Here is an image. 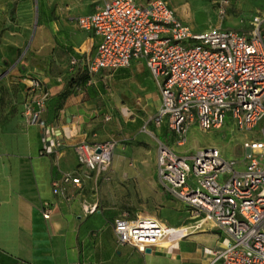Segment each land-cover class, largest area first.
Here are the masks:
<instances>
[{"label": "crops", "instance_id": "1", "mask_svg": "<svg viewBox=\"0 0 264 264\" xmlns=\"http://www.w3.org/2000/svg\"><path fill=\"white\" fill-rule=\"evenodd\" d=\"M106 1L0 0V264H212L229 244L212 223L148 252L117 243L116 218L152 217L155 206L166 226L193 221L157 175L158 134L166 126L152 122L161 96L145 63L86 73L98 39L77 19ZM29 78L48 99L37 120L39 93ZM172 140L165 145L187 156ZM82 142H114L106 178L79 170L75 147ZM65 174L81 186L54 195L52 182Z\"/></svg>", "mask_w": 264, "mask_h": 264}, {"label": "built area", "instance_id": "2", "mask_svg": "<svg viewBox=\"0 0 264 264\" xmlns=\"http://www.w3.org/2000/svg\"><path fill=\"white\" fill-rule=\"evenodd\" d=\"M219 3L218 12L223 14L227 1ZM77 26L98 39L85 61L88 76L128 68L135 60L145 63L161 96L152 122L166 126L174 148L186 145L193 126L202 132L218 131L229 120L240 131L258 129L257 138L243 142L241 160H225L216 148L187 157L158 143V178L187 206L193 222L173 228L152 217L121 216L113 222L117 243L143 253L212 223L229 239L212 264H264V32L255 29L247 35L218 27L194 33L165 0H148L144 5L137 0H108L79 17ZM77 62L71 58L70 66ZM28 82L39 93L33 114L37 120L48 99L37 79ZM113 147L114 142L78 144L79 170L106 178ZM68 185L80 187L81 179L69 174L55 179L53 194L63 195ZM43 210L48 219V203ZM95 210L87 207L85 213Z\"/></svg>", "mask_w": 264, "mask_h": 264}, {"label": "rangeland", "instance_id": "3", "mask_svg": "<svg viewBox=\"0 0 264 264\" xmlns=\"http://www.w3.org/2000/svg\"><path fill=\"white\" fill-rule=\"evenodd\" d=\"M166 1L176 12L178 19L194 33L218 27L248 35L255 29L264 32V0H226L227 5L223 14L218 12L219 0ZM169 132L162 126L158 139L164 144L168 143L169 136L172 135ZM257 137L258 129L253 132L240 131L226 120L223 128L218 131L202 132L198 128H193L184 151H187V157H192L200 149L216 148L225 160H241L243 142ZM151 209L150 215L147 216L160 221L157 217L158 206Z\"/></svg>", "mask_w": 264, "mask_h": 264}, {"label": "water", "instance_id": "4", "mask_svg": "<svg viewBox=\"0 0 264 264\" xmlns=\"http://www.w3.org/2000/svg\"><path fill=\"white\" fill-rule=\"evenodd\" d=\"M145 251H146V252H148V251H149V249H146Z\"/></svg>", "mask_w": 264, "mask_h": 264}, {"label": "trees", "instance_id": "5", "mask_svg": "<svg viewBox=\"0 0 264 264\" xmlns=\"http://www.w3.org/2000/svg\"><path fill=\"white\" fill-rule=\"evenodd\" d=\"M244 34V33H243ZM248 35V34H247Z\"/></svg>", "mask_w": 264, "mask_h": 264}]
</instances>
